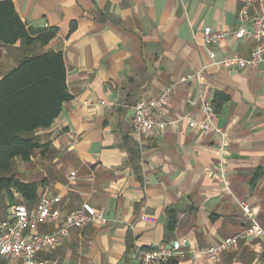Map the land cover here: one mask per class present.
<instances>
[{
	"label": "crops",
	"instance_id": "crops-1",
	"mask_svg": "<svg viewBox=\"0 0 264 264\" xmlns=\"http://www.w3.org/2000/svg\"><path fill=\"white\" fill-rule=\"evenodd\" d=\"M8 1L35 39L55 37L48 44L0 43V80L26 57L61 53L72 99L40 133L48 150L20 166V180L38 184V201L0 193V223L18 203L34 209L42 197L61 195L68 212L89 203L105 223L72 229L55 250L40 253L42 260L140 264L137 249L185 241L186 256L166 264H264L254 239L214 259L202 253L251 225L242 203L264 226V77L260 69L213 65L203 40L206 27L237 30L245 0ZM261 12L255 4L249 19ZM254 48L252 39L234 36L211 47L216 61L249 58ZM172 86L156 116L160 126L138 141L135 106ZM218 93L229 101L206 114L203 104L213 106ZM203 123L213 131L206 134ZM0 264L19 262L0 256Z\"/></svg>",
	"mask_w": 264,
	"mask_h": 264
},
{
	"label": "built area",
	"instance_id": "built-area-1",
	"mask_svg": "<svg viewBox=\"0 0 264 264\" xmlns=\"http://www.w3.org/2000/svg\"><path fill=\"white\" fill-rule=\"evenodd\" d=\"M255 4H259L262 12L253 19H249L250 11ZM240 16L242 23L235 31L213 33L210 27L203 32V40L206 51L213 65L222 69H260L264 77V0H245ZM250 20V22H249ZM234 36L238 40L252 39L255 48L249 58L233 56L216 61L212 46L221 44ZM182 81H185L183 79ZM173 87L165 89L156 99H142L134 108L133 129L141 141L146 135L153 133L160 125L156 116L163 113L165 105L173 92ZM195 105L194 101H190ZM206 114L214 112L210 103L203 104ZM195 121H190V127H197ZM206 134L213 131L209 124L201 126ZM217 132H219L217 130ZM77 175L72 173L69 181H75ZM63 205L61 195L44 196L34 209H30L26 203L21 202L14 206L12 213L6 221L0 223V256L7 259H15L19 264H58L57 262L42 260L39 255L45 251H53L58 245L70 236L74 228L82 229L88 224L105 223L102 212H98L89 203H84L79 209L68 212ZM244 215L252 221L251 225L237 235L226 239L217 247L210 248L202 253L209 258H217L222 251L238 247L242 241L254 239L260 242V251L257 260L264 257V226L252 219V207L248 203H242ZM142 220L149 224L156 221L147 216ZM45 225H54L56 230L51 233H41L40 228ZM185 241H175L167 249H137V258L140 264H166L175 259H183L187 251L183 249Z\"/></svg>",
	"mask_w": 264,
	"mask_h": 264
},
{
	"label": "trees",
	"instance_id": "trees-1",
	"mask_svg": "<svg viewBox=\"0 0 264 264\" xmlns=\"http://www.w3.org/2000/svg\"><path fill=\"white\" fill-rule=\"evenodd\" d=\"M21 21L13 3L0 0V43L14 46L34 41L48 44L55 37L46 34L34 38ZM72 97L67 88V71L61 53L26 57L0 80V193L12 201L13 192L20 194L29 205L38 201V184L22 182L13 173L18 160L31 164L38 150H48L41 132L51 128ZM229 101L218 93L215 112ZM12 199V200H11Z\"/></svg>",
	"mask_w": 264,
	"mask_h": 264
},
{
	"label": "rangeland",
	"instance_id": "rangeland-1",
	"mask_svg": "<svg viewBox=\"0 0 264 264\" xmlns=\"http://www.w3.org/2000/svg\"><path fill=\"white\" fill-rule=\"evenodd\" d=\"M22 165V161L18 160L17 162L14 163V167H13V173L16 175H18L20 166Z\"/></svg>",
	"mask_w": 264,
	"mask_h": 264
}]
</instances>
